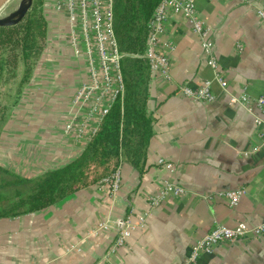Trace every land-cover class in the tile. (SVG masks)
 <instances>
[{
    "label": "crops",
    "instance_id": "obj_1",
    "mask_svg": "<svg viewBox=\"0 0 264 264\" xmlns=\"http://www.w3.org/2000/svg\"><path fill=\"white\" fill-rule=\"evenodd\" d=\"M258 6V0H195L197 16L214 28V55L226 89L215 80L190 19L170 9L160 38L161 46H170V75L151 82L148 110L155 122L146 171L141 176L125 164L122 188L114 195L96 184L45 210L0 220V264H189L192 246L215 225H263L264 144L253 115L231 101L264 96V19ZM55 54L54 47L43 67H36L0 137V166L22 176L63 166L85 148L66 133L85 69L69 61L72 53ZM206 81L215 101L182 95L181 87L196 90ZM166 182L184 194L150 207L149 198ZM236 190L244 194L235 208L218 197ZM127 216L131 235L110 254L118 232L92 233L107 219ZM142 216L146 222L140 225ZM194 264H264V236L219 244Z\"/></svg>",
    "mask_w": 264,
    "mask_h": 264
},
{
    "label": "trees",
    "instance_id": "obj_2",
    "mask_svg": "<svg viewBox=\"0 0 264 264\" xmlns=\"http://www.w3.org/2000/svg\"><path fill=\"white\" fill-rule=\"evenodd\" d=\"M44 3L45 0H33L21 22L0 27V86L10 84L4 81L8 72H12V78L20 76L6 93L9 103H0V137L47 47L49 25ZM159 3L160 0H114V33L122 54L125 84L123 99L113 104L81 154L67 164L36 177L0 166V220L50 208L100 184L120 165L127 164L141 176L144 174L155 122L148 110L152 73L146 50L149 24ZM20 68L21 75L17 72Z\"/></svg>",
    "mask_w": 264,
    "mask_h": 264
},
{
    "label": "built area",
    "instance_id": "obj_3",
    "mask_svg": "<svg viewBox=\"0 0 264 264\" xmlns=\"http://www.w3.org/2000/svg\"><path fill=\"white\" fill-rule=\"evenodd\" d=\"M234 1V0H232ZM114 0H45L43 11L49 25L47 47L44 51L49 56L55 47L57 57L62 51L72 53L71 61L83 67L85 72L75 90L71 107V122L66 127V133L80 143L83 147L92 139L103 118L109 113L113 104L123 99L125 84L122 74L121 59L118 43L114 33L113 22ZM263 5L256 8L257 15L264 19V0H258ZM183 13L190 19L193 32L201 41L204 58L214 70L215 80L226 89L227 84L214 55L212 36L214 28L206 24L196 14L195 0H160L150 22V36L146 50L149 60L152 79L162 77L169 79L170 59L167 55L170 46H161V36L165 32V23L169 10ZM59 49H57V47ZM182 95L195 101L213 102L216 96L212 91L210 81H206L198 89L188 86L181 87ZM232 103L247 109L254 117L257 139L264 144V96L252 98L248 95L233 97ZM253 106L257 112H253ZM159 164L165 165L174 171L175 166L163 160ZM123 165L100 184L108 187L112 195L120 191L123 185ZM184 194L181 187L166 182L159 194L149 198V206L158 207L169 196ZM244 190L229 191L218 194L219 198L227 200L233 208L237 207ZM131 216L115 220H105L100 223L92 235L99 236L103 232L114 228L117 238L110 248V254L125 245L134 228ZM139 224L146 222V217L138 218ZM264 236V224L249 226L239 223L234 227L217 224L192 246L189 264H194L202 253H211L219 244H231L239 240L259 238Z\"/></svg>",
    "mask_w": 264,
    "mask_h": 264
},
{
    "label": "rangeland",
    "instance_id": "obj_4",
    "mask_svg": "<svg viewBox=\"0 0 264 264\" xmlns=\"http://www.w3.org/2000/svg\"><path fill=\"white\" fill-rule=\"evenodd\" d=\"M22 1L23 0H9L7 2V4L0 11V19L6 18V17L10 16L11 14H13L15 11H17L18 8H19V6H20V4L22 3ZM45 55H46V53L45 54L44 53L42 54V57H41L40 61L38 62V64L36 65V67H38L39 65H40V67H43V64H44V58L43 57ZM17 72H18L19 75H21L22 74V68L18 69ZM5 79L7 80V82L9 81L10 84H12V86L10 84H6V85L4 84V85H1L0 86V103L1 104H7V103H9L10 98L8 99V96L6 95V93L8 91H10L11 88L13 89V87H14V85H13L14 81L16 83H18V80L20 79V76H17L16 78H12V72L11 73L8 72L6 74V76L4 77V81H5ZM15 89H16V87L12 91V94L11 95H14ZM10 120H9V122H10ZM9 122L6 123L5 127L9 124Z\"/></svg>",
    "mask_w": 264,
    "mask_h": 264
},
{
    "label": "water",
    "instance_id": "obj_5",
    "mask_svg": "<svg viewBox=\"0 0 264 264\" xmlns=\"http://www.w3.org/2000/svg\"><path fill=\"white\" fill-rule=\"evenodd\" d=\"M9 0H0V11ZM33 0H23L17 11L10 16L0 19V27L11 26L21 22L32 7Z\"/></svg>",
    "mask_w": 264,
    "mask_h": 264
}]
</instances>
